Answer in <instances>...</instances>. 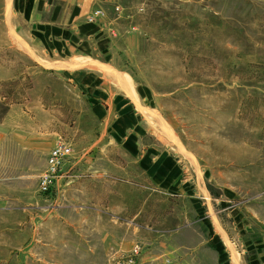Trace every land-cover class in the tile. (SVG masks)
Masks as SVG:
<instances>
[{
  "label": "rangeland",
  "instance_id": "1",
  "mask_svg": "<svg viewBox=\"0 0 264 264\" xmlns=\"http://www.w3.org/2000/svg\"><path fill=\"white\" fill-rule=\"evenodd\" d=\"M7 3L0 0V264H264V0L105 5V50L94 47L95 61L115 69L79 67L99 69L112 93L135 103L113 135L90 115L81 91L60 80L63 70L50 67L64 64L22 52ZM104 16L98 9L86 23ZM125 139L158 147L149 156L167 161L165 180L147 182L132 166L140 188L130 211L116 215L122 228L114 240L110 229L86 262L79 250L92 215L55 191L66 166L49 194L40 180L56 146L71 149L66 164L125 158Z\"/></svg>",
  "mask_w": 264,
  "mask_h": 264
},
{
  "label": "crops",
  "instance_id": "2",
  "mask_svg": "<svg viewBox=\"0 0 264 264\" xmlns=\"http://www.w3.org/2000/svg\"><path fill=\"white\" fill-rule=\"evenodd\" d=\"M117 1L11 0L15 21L14 32L23 40L22 52L26 55L33 53L39 58L45 56L41 60L52 64L70 63L72 66L78 59H92L91 57H94L92 60L95 61L97 53L94 47L101 55H104L103 50H105L100 47L99 42L100 35H104L101 21H107L106 9L103 7L105 5L115 7ZM3 2L7 7V0ZM98 9L103 10L105 16L98 19L99 24L92 26L87 24L86 18ZM21 26L24 30H20ZM17 49L19 48L12 47L13 52L19 53ZM26 49L28 51H25ZM33 61L36 63L35 59ZM96 62L115 69L109 62L99 59ZM70 64L69 67L60 68L63 70L60 72V80L71 83L81 91L89 106L90 115L104 126L108 135H113L116 121H120L124 115L121 112L135 103L125 94L112 93L107 87L114 84L99 69L79 66L71 68ZM118 126L124 127V123L120 122ZM108 143L116 146V143ZM139 146V143L128 142V139H125L121 148L127 155L126 159L87 157L69 160L65 164L62 180L57 182L55 187L58 199L59 197L74 198V206L82 208L81 214L92 215L91 218L84 219L86 229L82 227L83 231L89 229L91 233V235H88V232L83 234V243L79 250L81 254L87 255L83 257V261L95 260L94 257L100 253L103 246L102 241L109 236V230L112 229L110 235L114 240L116 229L122 228L121 225L116 224V215L130 211L133 188H140L137 184L138 180L133 176V165L134 170L146 177L147 182L158 185V182L163 184L165 180L164 171L167 161L164 158L149 156V150L157 151L158 147ZM133 152L139 154V157L133 159ZM72 204L73 202L70 203L71 206ZM123 221L126 223L125 218ZM100 229H103V233L99 232ZM100 234L104 237L100 242H96L95 239L98 237L95 236ZM113 240H110L109 247L105 245L104 254H109L110 248H114ZM113 252L116 250L114 249Z\"/></svg>",
  "mask_w": 264,
  "mask_h": 264
},
{
  "label": "built area",
  "instance_id": "3",
  "mask_svg": "<svg viewBox=\"0 0 264 264\" xmlns=\"http://www.w3.org/2000/svg\"><path fill=\"white\" fill-rule=\"evenodd\" d=\"M71 149L64 146H56L49 156L48 170L44 173L40 180V191L43 194H49L54 188V182L57 179L62 167L65 165V160L70 156ZM114 264H133L131 261L125 262L122 260Z\"/></svg>",
  "mask_w": 264,
  "mask_h": 264
},
{
  "label": "bare ground",
  "instance_id": "4",
  "mask_svg": "<svg viewBox=\"0 0 264 264\" xmlns=\"http://www.w3.org/2000/svg\"><path fill=\"white\" fill-rule=\"evenodd\" d=\"M93 62H96V61H91V62L88 61V62H87V61H85V60H79V59H78L77 61H75V64L72 65V66L76 67V66H79V65L81 64V65H85V66H88V67H89V64H92ZM69 64H70V63H69ZM69 64H68V65H67V64H66V65H65V64H64V65H55V66H50V67H53V68H54V67H55V68L69 67ZM92 65H93V64H92ZM72 66H71V64H70V67H72ZM107 72H109V74L112 75V77L116 79V76H117V75H116L115 72H113V71H111V70H110V71H107ZM120 78H121V81H122V82H123V79L125 80V78H123V77H120ZM237 263H238V262H237Z\"/></svg>",
  "mask_w": 264,
  "mask_h": 264
}]
</instances>
